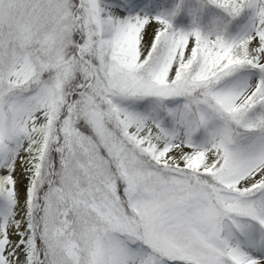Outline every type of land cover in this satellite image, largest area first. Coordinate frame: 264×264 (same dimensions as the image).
I'll use <instances>...</instances> for the list:
<instances>
[{
	"label": "snow or ice",
	"instance_id": "snow-or-ice-1",
	"mask_svg": "<svg viewBox=\"0 0 264 264\" xmlns=\"http://www.w3.org/2000/svg\"><path fill=\"white\" fill-rule=\"evenodd\" d=\"M165 4L0 0V264H264V0Z\"/></svg>",
	"mask_w": 264,
	"mask_h": 264
},
{
	"label": "rangeland",
	"instance_id": "rangeland-1",
	"mask_svg": "<svg viewBox=\"0 0 264 264\" xmlns=\"http://www.w3.org/2000/svg\"><path fill=\"white\" fill-rule=\"evenodd\" d=\"M177 2L178 0H166V4H170L172 6H174ZM179 2H181V12L180 13H182V16L185 18L184 23H187L186 16L184 14H185L186 9L192 4L193 0H179ZM180 13L178 14V16L180 15ZM206 20H207V17H206ZM201 23L205 24L204 19L201 20Z\"/></svg>",
	"mask_w": 264,
	"mask_h": 264
},
{
	"label": "trees",
	"instance_id": "trees-1",
	"mask_svg": "<svg viewBox=\"0 0 264 264\" xmlns=\"http://www.w3.org/2000/svg\"><path fill=\"white\" fill-rule=\"evenodd\" d=\"M165 7H171V6H169L168 4H165ZM189 21H190V20H189ZM204 22H205V24H206V22H207L206 17L204 18Z\"/></svg>",
	"mask_w": 264,
	"mask_h": 264
}]
</instances>
